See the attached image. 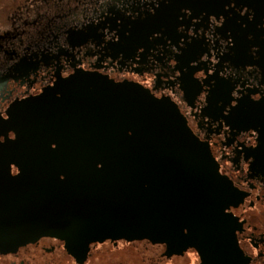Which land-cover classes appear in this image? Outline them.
Returning a JSON list of instances; mask_svg holds the SVG:
<instances>
[{"label": "water", "instance_id": "95a60500", "mask_svg": "<svg viewBox=\"0 0 264 264\" xmlns=\"http://www.w3.org/2000/svg\"><path fill=\"white\" fill-rule=\"evenodd\" d=\"M178 103L134 80L79 69L0 113V251L44 236L84 264L92 244L150 259L197 249L250 264L231 210L240 195Z\"/></svg>", "mask_w": 264, "mask_h": 264}, {"label": "flooded vegetation", "instance_id": "af4514ba", "mask_svg": "<svg viewBox=\"0 0 264 264\" xmlns=\"http://www.w3.org/2000/svg\"><path fill=\"white\" fill-rule=\"evenodd\" d=\"M32 5L0 0V113L82 68L163 93L240 190L231 207L242 218L240 244L250 264H264V0ZM58 246L65 241L44 236L0 251V264H63L49 254ZM188 251L197 252L190 264H202Z\"/></svg>", "mask_w": 264, "mask_h": 264}, {"label": "rangeland", "instance_id": "374dc122", "mask_svg": "<svg viewBox=\"0 0 264 264\" xmlns=\"http://www.w3.org/2000/svg\"><path fill=\"white\" fill-rule=\"evenodd\" d=\"M32 4L40 5L44 0H28ZM53 1V0H50ZM264 48V42L262 44ZM239 47H242V41L239 39ZM113 246L111 243H105L95 246L89 257L88 264H190L189 260L195 258L196 251H188L185 255H174L173 257H162L150 259L142 256L136 247L127 241L120 242ZM50 256L62 260L63 264H78L68 253L65 246H58L52 251ZM192 264V263H191Z\"/></svg>", "mask_w": 264, "mask_h": 264}, {"label": "trees", "instance_id": "16d2710c", "mask_svg": "<svg viewBox=\"0 0 264 264\" xmlns=\"http://www.w3.org/2000/svg\"><path fill=\"white\" fill-rule=\"evenodd\" d=\"M124 241H127V240H124ZM128 242V241H127ZM130 243H132V242H130ZM102 244H105V243H93V247H95V246H99V245H102ZM133 244V243H132ZM134 245V244H133ZM135 246V245H134ZM136 247V246H135ZM136 249L138 250V252L139 253H141L140 251H139V249L136 247Z\"/></svg>", "mask_w": 264, "mask_h": 264}]
</instances>
